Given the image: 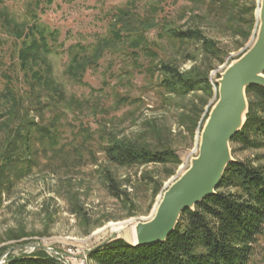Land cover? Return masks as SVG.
Here are the masks:
<instances>
[{
  "label": "rangeland",
  "instance_id": "1",
  "mask_svg": "<svg viewBox=\"0 0 264 264\" xmlns=\"http://www.w3.org/2000/svg\"><path fill=\"white\" fill-rule=\"evenodd\" d=\"M28 1L0 0V7L21 21L27 16ZM128 2L53 0L49 6L43 4L38 14L39 20L60 30L62 45L49 56L53 76L65 93L58 106L63 113L60 135L54 147L38 153V161L26 172L1 182L0 261L40 249L25 245L42 244L58 252L57 258L46 251L58 261L61 255L67 258L62 264H78L83 254L107 241L134 242L125 238V231L152 217L164 191L198 155L202 128L218 99V79L249 49L258 28V0H137L139 16L158 22L144 33L151 51L143 53L138 64L124 54L107 53L81 82L66 77L68 48L103 37L111 16ZM253 4L251 20L248 6ZM166 27L197 28L213 46L172 40L164 33ZM11 49L12 40L0 29V57L9 69ZM159 63L205 78L207 85L188 93L162 89L157 67L150 68ZM2 88L0 76V93ZM246 99L240 131L250 111L256 119H264V106L251 94L246 93ZM52 114L46 111L45 117ZM252 126L253 121L246 129L248 140L230 141V154L264 172V136L254 133ZM112 138L150 151L167 150L175 158L119 166L102 151ZM2 144L0 131V151ZM119 221H125L124 230L112 231L108 224ZM112 234H116L113 239ZM86 264L95 263L87 257ZM248 264H264V234Z\"/></svg>",
  "mask_w": 264,
  "mask_h": 264
},
{
  "label": "trees",
  "instance_id": "2",
  "mask_svg": "<svg viewBox=\"0 0 264 264\" xmlns=\"http://www.w3.org/2000/svg\"><path fill=\"white\" fill-rule=\"evenodd\" d=\"M136 2L129 0L111 16L103 37L89 45L75 43L68 48L66 77L81 82L84 74L96 69L107 53L124 54L138 64L140 56L151 51L145 45L144 33L158 22L150 16L141 18ZM52 3L53 0H29L27 16L21 21L0 7V29L12 40L10 58L13 63L9 69L0 57V67L4 68L0 74L3 85L0 93V131L3 133L0 185L26 172L38 161V153L54 147L59 141L63 113L58 106L64 101L65 93L53 76L49 56L62 45L60 30L38 18L43 4ZM248 8L252 20L255 5ZM164 33L178 42L198 41L213 46L197 28L166 27ZM154 67L161 75L159 86L170 92L188 93L207 85L205 78L181 73L169 64L150 66ZM246 93L264 106V87L249 86ZM46 111L53 114L47 118ZM256 118L250 111L243 129L231 141L248 140L246 129L252 121L253 132L264 136V119ZM102 151L110 162L119 166L166 163L175 158L167 150L150 151L113 138L102 145ZM227 188L231 190L225 191ZM263 234L264 172L236 160L226 166L214 195L205 197L193 210L186 208L181 212L174 230L164 242L136 246L116 238L93 248L87 257L95 264H248L254 245ZM3 264L62 263L39 249L8 256Z\"/></svg>",
  "mask_w": 264,
  "mask_h": 264
},
{
  "label": "water",
  "instance_id": "3",
  "mask_svg": "<svg viewBox=\"0 0 264 264\" xmlns=\"http://www.w3.org/2000/svg\"><path fill=\"white\" fill-rule=\"evenodd\" d=\"M256 17L258 28L252 45L229 64L218 79V99L202 128L198 155L164 191L152 217L133 225L135 240L130 242L131 245L164 242L174 230L181 212L186 208L193 210L198 202L214 195L226 166L236 161L231 157L229 143L245 121L246 88L264 87V0H258ZM115 237L116 234H112L111 238ZM25 246L58 255L56 250L42 244ZM4 262L0 261V264Z\"/></svg>",
  "mask_w": 264,
  "mask_h": 264
},
{
  "label": "bare ground",
  "instance_id": "4",
  "mask_svg": "<svg viewBox=\"0 0 264 264\" xmlns=\"http://www.w3.org/2000/svg\"><path fill=\"white\" fill-rule=\"evenodd\" d=\"M124 223L125 221H119V222H110L108 226L111 227L112 231L118 232L119 230H124ZM125 238L129 241H134L135 240V228H131L130 231H125Z\"/></svg>",
  "mask_w": 264,
  "mask_h": 264
},
{
  "label": "built area",
  "instance_id": "5",
  "mask_svg": "<svg viewBox=\"0 0 264 264\" xmlns=\"http://www.w3.org/2000/svg\"><path fill=\"white\" fill-rule=\"evenodd\" d=\"M67 251L71 254V249H68ZM61 256H62V260L59 259L60 262H61V263H67V262H66V261H67V258H64L63 255H61ZM70 257H71V256H70ZM70 257H68V258H70ZM86 262H87V255H86V254H83V255L80 257V259H79V263H78V264H86Z\"/></svg>",
  "mask_w": 264,
  "mask_h": 264
}]
</instances>
